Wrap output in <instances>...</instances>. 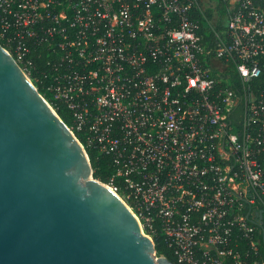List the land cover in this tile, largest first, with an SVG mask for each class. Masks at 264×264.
Wrapping results in <instances>:
<instances>
[{"label": "built area", "instance_id": "2783aa9c", "mask_svg": "<svg viewBox=\"0 0 264 264\" xmlns=\"http://www.w3.org/2000/svg\"><path fill=\"white\" fill-rule=\"evenodd\" d=\"M32 43L58 56L46 89L147 236L179 264H264V0H0L27 78Z\"/></svg>", "mask_w": 264, "mask_h": 264}, {"label": "water", "instance_id": "95a60500", "mask_svg": "<svg viewBox=\"0 0 264 264\" xmlns=\"http://www.w3.org/2000/svg\"><path fill=\"white\" fill-rule=\"evenodd\" d=\"M0 264H172L1 52Z\"/></svg>", "mask_w": 264, "mask_h": 264}, {"label": "trees", "instance_id": "16d2710c", "mask_svg": "<svg viewBox=\"0 0 264 264\" xmlns=\"http://www.w3.org/2000/svg\"><path fill=\"white\" fill-rule=\"evenodd\" d=\"M223 10L224 7L220 5L218 8L219 13L221 14ZM1 45L5 47L4 44L1 43ZM27 59L32 64L31 69L29 70V78L33 83V85L37 87L39 92L42 93L43 90H45V88L48 85V82H45L42 76L50 71L51 65L58 60V56H56V54L47 51L44 45H38L32 43ZM226 73L230 76L231 82L238 81L236 73L232 68H228L226 70ZM252 82H263L264 84V78H259L253 80ZM252 89H253V85H252ZM44 98L47 99V101L57 111L58 116L64 122V124L66 126H70V120L65 109L61 105H56L58 107L56 108L55 102L51 99L50 95H45ZM234 121L236 120L234 119ZM85 151L91 163L92 174L94 179L108 186L115 187L117 185V181L115 179L114 180L111 179L113 172H112V167L109 164L108 158L99 156L98 154H96L95 151L90 149H85ZM152 238L157 255L167 258L172 264H179L176 261L175 257L173 256L172 250L167 246L165 239L162 236L160 230L156 227L153 232ZM261 261L264 262V250L262 247H260V253H259V262Z\"/></svg>", "mask_w": 264, "mask_h": 264}, {"label": "rangeland", "instance_id": "374dc122", "mask_svg": "<svg viewBox=\"0 0 264 264\" xmlns=\"http://www.w3.org/2000/svg\"><path fill=\"white\" fill-rule=\"evenodd\" d=\"M203 4L208 8V9H213L214 7H215V5H216V0H203ZM28 76V75H27ZM28 78H29V76H28ZM29 80H30V78H29ZM31 81V80H30ZM32 83V82H31ZM33 84V83H32ZM37 88V87H36ZM42 90H43V88H42ZM39 91V90H38ZM40 93V92H39ZM42 96H43V98H44V96L45 95H50L49 94V91L45 88V90H43V92L42 93H40ZM45 99V98H44ZM46 101H47V99H45ZM48 102V101H47ZM48 104L52 107V105L48 102ZM53 108V107H52ZM54 109V108H53ZM55 112L57 113V111L55 110ZM58 115V114H57ZM119 195V194H118ZM120 196V195H119ZM145 231V230H144ZM153 239V238H152ZM156 256H158V257H163V256H159V255H157V253H156Z\"/></svg>", "mask_w": 264, "mask_h": 264}, {"label": "bare ground", "instance_id": "6f19581e", "mask_svg": "<svg viewBox=\"0 0 264 264\" xmlns=\"http://www.w3.org/2000/svg\"><path fill=\"white\" fill-rule=\"evenodd\" d=\"M0 52L9 60V61H11V62H13L12 60V58L10 57V55L4 50V49H2L1 47H0Z\"/></svg>", "mask_w": 264, "mask_h": 264}]
</instances>
